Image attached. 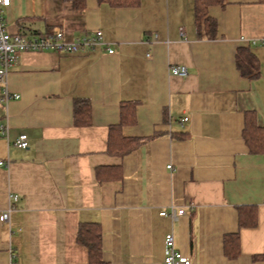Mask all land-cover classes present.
Wrapping results in <instances>:
<instances>
[{
	"label": "crops",
	"instance_id": "obj_1",
	"mask_svg": "<svg viewBox=\"0 0 264 264\" xmlns=\"http://www.w3.org/2000/svg\"><path fill=\"white\" fill-rule=\"evenodd\" d=\"M208 14L212 38L196 33L194 0L2 8L11 33L60 30L73 41L100 31L103 44L21 52L10 67L18 98L0 106V211L11 209L0 264H88L79 223H99L106 264H164L167 233L191 264H264V155L242 137L245 111L264 127V0H226ZM239 47L256 57L255 78L237 70ZM172 65L187 75L170 74ZM75 99L90 103L87 124L74 123ZM20 134L26 149L15 145ZM244 206L254 226L239 227ZM171 207L185 214H160ZM234 233L232 257L223 242Z\"/></svg>",
	"mask_w": 264,
	"mask_h": 264
},
{
	"label": "trees",
	"instance_id": "obj_2",
	"mask_svg": "<svg viewBox=\"0 0 264 264\" xmlns=\"http://www.w3.org/2000/svg\"><path fill=\"white\" fill-rule=\"evenodd\" d=\"M70 2L78 11L85 8V0H65ZM107 2L112 6H127L137 0H98ZM226 0H194V23L199 37L212 38L216 35V21L208 14V7L213 5L224 6ZM235 65L241 76L255 78L258 75V62L248 48L239 47L235 52ZM74 123L87 124L90 116V103L88 99H75L73 107ZM242 137L249 151L264 155V127L257 125L253 111H245ZM146 139L139 141L144 142ZM241 209V210H240ZM239 227L254 226L256 214L252 207H240L238 211ZM229 239V242H228ZM76 240L87 249L88 264H106L102 259L101 230L99 223H79ZM239 236L237 233L225 237L223 242L224 252L228 248L232 257L239 253ZM264 260V255L259 256Z\"/></svg>",
	"mask_w": 264,
	"mask_h": 264
},
{
	"label": "built area",
	"instance_id": "obj_3",
	"mask_svg": "<svg viewBox=\"0 0 264 264\" xmlns=\"http://www.w3.org/2000/svg\"><path fill=\"white\" fill-rule=\"evenodd\" d=\"M10 0H0V106H6L11 99H17L16 93H10L7 89V77L13 62L17 59L21 52H39V51H55V52H78L85 49H93L96 46L102 45L101 32L96 31L91 35H83L74 39L73 41H66L64 33L56 30L52 33L41 34L38 32L18 31L11 33L4 26V19L2 15V8L9 5ZM264 44V36L260 39ZM252 44L255 41H251ZM110 53L113 50H109ZM169 72L172 75L184 77L188 70L184 65H172L169 67ZM187 118L183 117L180 120L185 121ZM8 126L0 125V136L7 137ZM15 145L20 149L28 147L26 134H20ZM8 163L0 160V165L7 166ZM170 168L171 165H167ZM15 201L16 195L12 196ZM10 207L4 211H0V222L9 220ZM161 215L168 216L172 220L185 214V210L174 209L171 207L169 211H161ZM165 257L164 264H191L190 258L181 251L175 249L174 237L172 233H167L164 237ZM12 264V263H9Z\"/></svg>",
	"mask_w": 264,
	"mask_h": 264
}]
</instances>
